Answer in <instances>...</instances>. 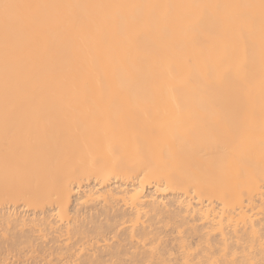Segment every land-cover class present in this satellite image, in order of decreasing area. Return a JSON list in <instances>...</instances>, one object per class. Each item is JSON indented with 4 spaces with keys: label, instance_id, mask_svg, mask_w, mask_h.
Instances as JSON below:
<instances>
[{
    "label": "bare ground",
    "instance_id": "obj_1",
    "mask_svg": "<svg viewBox=\"0 0 264 264\" xmlns=\"http://www.w3.org/2000/svg\"><path fill=\"white\" fill-rule=\"evenodd\" d=\"M0 264H264V0H0Z\"/></svg>",
    "mask_w": 264,
    "mask_h": 264
}]
</instances>
